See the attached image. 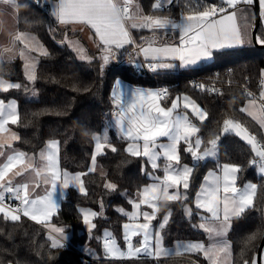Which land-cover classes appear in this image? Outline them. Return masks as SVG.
I'll return each mask as SVG.
<instances>
[{
  "label": "trees",
  "instance_id": "trees-1",
  "mask_svg": "<svg viewBox=\"0 0 264 264\" xmlns=\"http://www.w3.org/2000/svg\"><path fill=\"white\" fill-rule=\"evenodd\" d=\"M45 1L37 7L34 0H17L15 8L17 31L27 32L45 48L47 55L38 54L35 67L36 80L30 82L24 75V63L17 57L0 60V77L12 82L21 83L20 89L0 92V99H14L18 105L20 123L10 125L21 139L14 142V146L30 155H38L40 150L50 139L60 142L59 166L62 171L69 173L87 172L82 177L87 195L80 193L74 187H69L62 198L58 211L47 223L35 224L25 217L19 222L5 221L0 218V264H184L182 259H156L141 255L133 259H110L105 256V232L111 233L121 249L126 248L123 234V224L128 217L117 211L123 208L130 212L132 206L129 199L145 186L157 183L156 177L164 175V160L158 163L160 168L152 169L144 157L130 156L126 151L128 140L111 125V118L116 110L112 102V89L117 79L132 86L153 87L162 85L167 89V97L186 94L207 111V119L197 122L198 133L204 147L213 134H219L220 126L226 116L244 123L250 131L264 136L259 125L239 111L248 97L246 91L258 96L261 83V73L264 68V48L252 44L231 50L213 52L211 62H203L196 67H188L175 72L157 70L156 79L137 72L136 63L144 61L140 56L135 58L130 46L119 50L116 60L101 69L98 48L89 50L93 60L84 61L65 44L66 38L80 37V33L69 26L59 24L51 16L50 8ZM197 0H173L168 10L162 14L171 15L179 19L185 4L194 5ZM46 3V4H45ZM140 7L145 13L151 14L154 0H141ZM202 4L217 3L219 0H200ZM242 6L239 5L238 8ZM254 23L252 4L249 5ZM161 14V13H157ZM252 29V28H251ZM132 36L138 44L142 38H150L152 33L147 29H132ZM167 31H174L169 28ZM163 31L158 37H162ZM249 35V34H248ZM264 36L261 21L257 30V37ZM250 37V35H249ZM166 40V39H165ZM164 40V41H165ZM175 43V36L167 39ZM259 43V42H258ZM260 44V43H259ZM132 53L134 64H126V53ZM140 58V59H139ZM231 69L228 75L223 73ZM218 71L224 84L229 86L222 89L220 95H210L198 88L189 79L191 76L212 78ZM246 90V91H245ZM166 97V98H167ZM167 104V103H166ZM107 130L108 143L117 148L112 152L105 148L103 154L97 156V161L105 171L104 175L89 172L93 153V135ZM88 135H85V132ZM162 142H167L162 139ZM187 147L180 144L181 165L187 164L193 168L190 187L181 190V195H187L186 201H159L157 218L152 221L153 231H160L165 248L174 247L178 242L206 243V233L199 227L203 223L201 215L205 213L194 205V198L199 190L203 178L209 170H219L225 163H234L242 167L238 173L237 185L252 182L257 185L255 206L247 209L240 217H234L226 235L231 246L230 264H242L244 259L256 257L258 248L251 251L245 249L248 236L264 228V176L257 173L254 165L249 161L254 154L251 147L234 133L221 136L218 142L217 156L213 160L194 162L190 153L184 151ZM219 165V166H218ZM106 181L118 185L115 192L104 188ZM173 189H169L172 192ZM101 202L103 208H101ZM185 206L192 209L189 217L185 213ZM91 209L102 213L93 219L95 229L89 233L83 223L79 209ZM141 212H151L152 209L141 205ZM170 212L167 225L160 229L159 225L165 215ZM206 215V214H205ZM142 220V217H141ZM140 220V221H141ZM52 226L62 227L67 234V246L52 248L49 236L56 235L51 231ZM54 234V235H53ZM261 240L257 243L260 245ZM199 264H209L201 252L190 251L187 254ZM83 256V257H82ZM92 257L93 259H91Z\"/></svg>",
  "mask_w": 264,
  "mask_h": 264
},
{
  "label": "snow or ice",
  "instance_id": "snow-or-ice-1",
  "mask_svg": "<svg viewBox=\"0 0 264 264\" xmlns=\"http://www.w3.org/2000/svg\"><path fill=\"white\" fill-rule=\"evenodd\" d=\"M11 9L18 8L17 0H0ZM52 4L51 16L62 25L81 24L93 30L98 38L97 48L100 52L99 59L102 61L101 69L109 64L110 60L116 58L119 50L132 48L136 56H143L149 69L155 71L158 68H174L176 65L170 61L179 60L181 67L196 65L199 61L211 58L213 50L225 47L237 46L245 43L247 32L241 31L237 23V8L240 4L251 5L253 0H220V3L202 4L200 0L192 5L185 4L179 19L171 15L162 14L166 5H171L173 0H154L151 5L152 13L143 11L136 0H49ZM38 7L39 4L37 3ZM261 13L264 14V0H259ZM161 13V14H157ZM171 28L179 33V43L161 41L158 33L165 34ZM132 29H147L152 33L150 38H142L144 41L138 44L132 36ZM257 41L264 44V36L256 37ZM11 43L23 44L19 50V58L24 60V75L30 82L36 80L35 62L26 55V52L40 51L47 55L43 46L38 43L34 36L27 32L17 31L12 35ZM35 45V46H33ZM80 56V59L91 61L87 51L75 42L72 44ZM5 53H13V48H5L0 52V59ZM130 62L134 61L132 53H129ZM14 54L7 56V60L14 59ZM143 65L137 64V67ZM261 85L258 96L251 91H246L248 97L247 105L239 109L255 121L261 130H264V72L261 73ZM21 83L12 82L0 77V92H8L12 89H20ZM204 88L203 84L199 85ZM216 91V89H212ZM169 95L167 89L144 90L132 89L125 91L122 82L117 79L111 97L113 105L118 109L113 115L115 124L122 136L129 140L125 151L134 157L146 158V163L152 169L160 168L161 157L164 160V177L160 183H153L138 191V199H129L128 203L133 211L127 212L122 207L117 211L128 217L131 223H124V241L127 250L121 249L111 233L105 232L104 252L110 259H133L139 258L141 254L147 256H179L184 252L196 251L203 253L209 264H230L231 246L223 239L231 221L234 217H240L247 209L255 206L257 185L253 183L237 185L238 173L242 167L234 163H225L221 168V174L209 172L205 176V183L196 193L195 207L203 209L210 216L204 217L205 223L199 225L213 238V242L205 245L201 242H178L175 253L163 247V236L160 231H153L152 221L157 218L159 211L158 202L186 201L187 195H181V186L185 191L190 187V179L193 168L187 164L181 166L180 144L183 142L187 147L184 151L191 154L194 161H201L209 157H215L218 152V142L221 136L234 133L251 147L254 154L249 161L250 165L258 166L259 172L264 174V136L258 135L240 120L226 116L220 126L219 134H213L212 138L201 150L203 141L197 136L200 129L191 122L187 113L181 114V96L177 95L171 100V106H162L161 101ZM183 108L191 109V112L203 122L208 113L195 100L184 95ZM20 123L17 102L0 99V157L4 162L0 163V214L5 221L19 222L21 216L28 217L37 223H46L59 209L58 200L55 198L57 187L67 189L70 186L78 188L79 192L87 195L82 177L87 172L69 173L59 168L60 142L50 139L40 150L38 159L36 155L29 156L28 153L17 151L13 142L19 141L21 137L12 132L7 126ZM8 133V135H2ZM88 135V132H85ZM193 137H196L193 142ZM166 138L167 142H162ZM95 141L94 152L91 156V167L89 172L96 170L97 156L103 154L107 147L112 152L117 148L108 143L107 129L104 135H93ZM24 182L17 181V177ZM160 180L159 177H156ZM41 182L50 185L44 195H35L32 192L40 187ZM104 188L109 192H115L118 185L112 181H106ZM30 188L32 191H30ZM176 189L170 193L169 189ZM7 199L18 201V204L6 203ZM61 196L63 192L61 191ZM141 205L152 209L151 212H141ZM101 208L103 203L101 202ZM83 223L87 226L89 233L95 229L93 219L102 213L91 209H79ZM185 213L189 217L192 209L185 206ZM170 212L164 216L160 223L163 229L170 218ZM142 217L143 222H140ZM51 231L58 236H49L52 248H64L68 239L65 229L52 226ZM133 237H142L139 245H133ZM258 240H264V228L251 234L246 238L245 249L251 251L259 248ZM264 251V249H262ZM242 264H258L257 258L252 256L244 259ZM264 264V261H262Z\"/></svg>",
  "mask_w": 264,
  "mask_h": 264
},
{
  "label": "crops",
  "instance_id": "crops-1",
  "mask_svg": "<svg viewBox=\"0 0 264 264\" xmlns=\"http://www.w3.org/2000/svg\"><path fill=\"white\" fill-rule=\"evenodd\" d=\"M141 0H136V2H138V4L140 5V2ZM220 1V0H219ZM47 5L49 6V8H50V12H51V8H52V4L51 3H49V0H47ZM45 3V4H46ZM240 5H242V6H240L239 8H237V23H238V25H239V27H240V29H241V31H244V28L247 26V24H248V20H249V16L251 17V15H250V8H249V5H245V4H240ZM239 6V5H238ZM5 8H9V6H5ZM169 9V5H166L165 6V9L164 10H168ZM259 9H260V7H259ZM260 16H261V25H262V30H263V32H264V14H262L261 13V10H260ZM62 25V24H61ZM63 26H69L73 31H77V32H79L80 33V37L78 38L80 41H82V40H85V42H86V39L87 38H90L92 41H93V45L92 46H95L96 48H97V43H98V38H96L95 37V35H94V32H93V30H91L89 27H87V26H85V25H81V24H67V25H63ZM2 31H3V29H0V35H2ZM15 32H17V30H16V28L14 29V26H13V31H11V33H9L8 35H6V36H3V37H0V40H2V39H5V41H7V42H10L11 43V40H12V35L15 33ZM171 34L173 35V36H175V40L178 38V36H177V34H176V31H167L166 32V34L163 32V34H162V37H160L159 39L161 40V41H164L165 39H166V41H167V39H168V37L169 36H171ZM72 38V37H71ZM77 38V37H76ZM4 41V42H5ZM3 42V41H2ZM1 42V43H2ZM0 43V44H1ZM39 43V42H38ZM87 43V42H86ZM176 44H178V40H177V43ZM250 44H252V40H251V35H250V37H249V35H247V37H246V40H245V43H243V44H241V45H237V46H232V47H225V48H222V49H215V50H213V52H219V51H222V50H231V49H236V48H239V47H243V46H248V45H250ZM261 44V43H260ZM21 45H23V44H21ZM67 45V44H66ZM69 48H70V46L69 45H67ZM87 46H90L88 43H87ZM1 48V47H0ZM32 53H35V52H32ZM11 53H9V54H7V56L8 55H10ZM12 54H14V53H12ZM14 56H16V55H14ZM4 57H5V54H4ZM18 57H19V55H18ZM140 58H142L143 60H144V58H143V56L141 55L140 56ZM139 58V59H140ZM212 58H213V55H212ZM174 64H175V62H178V60H175V61H172ZM137 64H140L139 62H137L136 63V65ZM186 68H188V67H179V69L178 70H183V69H186ZM157 70H159V69H157ZM177 70V69H176ZM121 81V80H120ZM122 82V87L124 88V90L127 92V91H130V90H132V89H136V88H139V89H144V90H147V88H145V87H137V86H132V85H130V84H128V83H126V82H124V81H121ZM114 87H115V83H114V86H113V89H114ZM113 89H112V91H113ZM166 98V97H165ZM175 99V98H174ZM167 103V104H166ZM161 104H162V106H166V107H170L171 106V100L169 101V100H167V101H161ZM118 111V109L116 108V110H115V112H117ZM114 112V113H115ZM111 125L114 127V129L117 131V127H116V124H115V116L113 115L112 116V118H111ZM10 125L11 124H9L7 127L10 129ZM11 130V129H10ZM12 131V130H11ZM13 132V131H12ZM2 135H8V133H4V134H2ZM162 139H165V138H162ZM130 143V141L128 140V143H127V145H126V148H127V146H128V144ZM13 147L17 150V151H19L15 146H14V142H13ZM29 156H32V155H29ZM37 159H38V155H37ZM4 162V158L3 157H0V163H3ZM59 168H60V166H59ZM255 168H256V171H257V173L259 174V175H261V176H264V174H261L260 172H259V169H258V167L257 166H255ZM209 172H215V173H217V174H221V168H219V170H209V171H207L206 172V174H205V176H207L208 174H209ZM73 174V173H72ZM100 174V173H99ZM101 175H103V174H101ZM205 176H204V178H205ZM204 178H203V181H202V183H201V185H203L204 183H205V180H204ZM24 179H31V176H28V177H26V178H21V177H17L16 178V180L17 181H20V182H24ZM244 184H246V182L244 183ZM243 184V185H244ZM201 185H200V187H199V190H198V192L200 191V189H201ZM243 185H241L240 187H243ZM71 187V186H70ZM74 188H76V187H74ZM77 190H78V188H76ZM46 190H50V185H45V184H43L42 182H41V184H40V187L39 188H36L35 190H34V192H32V195H33V197L35 196V195H44L45 194V192H46ZM66 190L67 189H61L60 187H59V185H58V187H57V192H56V194H55V198L58 200V203H59V205H60V202H61V200H62V198L64 197V195H65V193H66ZM30 191H32V189L30 188ZM61 191L63 192V196H61ZM7 195L8 194H6V202H13V203H15V202H18V201H12V200H10V199H7ZM195 199H196V195H195V198H194V205H195ZM200 211H202V212H204L205 214L204 215H201V217L202 218H204V217H208V216H210V214L209 213H207V212H205L203 209H199ZM131 211H132V209H131ZM53 216V215H52ZM3 218V215L2 214H0V218ZM24 217V216H23ZM25 218H27L29 221H31V222H33V223H35V224H43V223H37V222H35V221H33V220H31V219H29L28 217H25ZM206 221L203 219V223H205ZM47 223V222H46ZM206 233V232H205ZM217 239H223V240H226L227 242H228V240L226 239V235H225V237L223 236V237H220V238H217ZM213 242V238H211L210 236H209V234L208 233H206V245H208V244H210V243H212ZM181 243H185V242H181ZM229 243V242H228ZM177 244L178 243H176L175 244V250H176V247H177ZM173 248V247H172ZM173 253H175V252H173ZM188 253H190V252H184L182 255H179V256H177V255H175V254H173V255H171V256H161V257H155V256H150L151 258H156V259H167V258H173V257H175L176 259H184V260H190L191 261V263L189 262H187V263H184V264H197L193 259H191V258H189L188 257ZM202 255H203V253H201ZM204 256V255H203Z\"/></svg>",
  "mask_w": 264,
  "mask_h": 264
},
{
  "label": "rangeland",
  "instance_id": "rangeland-1",
  "mask_svg": "<svg viewBox=\"0 0 264 264\" xmlns=\"http://www.w3.org/2000/svg\"><path fill=\"white\" fill-rule=\"evenodd\" d=\"M138 3V2H137ZM258 4H259V0H258ZM5 6L6 5H4L2 2H0V29H3V31H2V35H0V37H3V36H6V35H8L9 33H11V31H13V26H14V29L16 28L17 29V23H16V11H15V9H11V11H9L8 9L9 8H5ZM8 6V5H7ZM260 7V6H259ZM252 28V19L250 18V16H249V20H248V24H247V26L244 28V31L246 30V32H247V35L249 34V35H251V29ZM176 34H177V36H178V38L175 40V43H177V40H178V43H179V33H178V31H176ZM36 38V37H35ZM36 40H37V38H36ZM3 41V42H2ZM5 39H2V40H0V52H3L4 51V49L5 48H13V53H14V55H16L15 56V58H17L18 57V55H19V50L20 49H23V45H21V44H19V43H17L15 46H13L12 45V43H10V42H7V41H5ZM38 41V40H37ZM39 42V41H38ZM75 42H79V44L87 51V54H88V56L89 57H93L90 53H89V50H94V49H96V47L95 46H92L93 45V41L90 39V38H87L86 39V42L90 45V46H87V43L85 42V40H82V41H80L78 38H75V37H73V38H66L64 41H62L61 42V44H67V45H69L70 46V49L77 55V57H78V59H80V56H79V54H78V52L76 51V50H74V48H73V46H72V44L73 43H75ZM39 44L40 45H42L40 42H39ZM33 46H35V45H33ZM43 46V45H42ZM43 50H45V48L43 47ZM7 54H9V53H5V57L3 58V60H7ZM12 54V53H11ZM38 54H40V51H35V53H32V52H26V55H28L30 58H32L33 60H34V62H35V67H36V64H37V55ZM100 56V55H99ZM98 56V57H99ZM125 57H127V58H124V62L126 63V64H134V63H136V61H131L130 62V57H129V53H126V55H125ZM138 56H136V54H135V58H137ZM116 58H118V57H116ZM94 59V58H93ZM92 59V60H93ZM0 60H2V59H0ZM22 60V59H21ZM80 60H84V61H89V60H86V59H80ZM116 59H113V60H110V62H109V64H111V63H113L114 61H115ZM118 60H119V58H118ZM23 61V63H25V61L24 60H22ZM212 61V57L211 58H207V59H203V60H201V61H199L196 65H192V66H189V67H196V66H198V65H200L201 63H203V62H206V63H208V62H211ZM171 63H173L172 61H170ZM174 64V63H173ZM175 67L174 68H169V69H164V68H158L159 70H161V71H163V70H166V71H170V72H175V71H177L178 69H179V67H181L180 66V61L178 60V62H175ZM177 69V70H176ZM157 71V70H156ZM262 72H264V68L262 69ZM261 79H262V77H261ZM145 88H147V90H161V89H163L164 87H162V85H158V86H153V87H145ZM259 92H260V90H259ZM184 95H186V94H181L180 96H181V100H180V108L177 110L178 112H180L181 114H184V113H187V115H188V117H189V119L191 120V122L193 123V124H195L196 126H197V122H201L199 119H198V117L197 116H195L192 112H191V109H184L183 108V99H182V97L184 96ZM188 96V95H187ZM190 97V96H189ZM175 97H167V98H164L162 101H167V100H172V99H174ZM191 98V97H190ZM192 99V98H191ZM248 100V99H247ZM247 100H246V102H245V104H244V106H246L247 105ZM197 103V102H196ZM198 104V103H197ZM243 106V107H244ZM117 127V126H116ZM108 130V129H107ZM263 131V134H264V130H262ZM95 134H98V133H95ZM94 134V135H95ZM117 134H119V135H122L121 133H120V131H119V129H118V127H117ZM99 135H101V137H103V135H104V130L102 131V132H100L99 133ZM197 136H199L198 135V133H197ZM195 138L196 137H193L192 139H193V142H194V140H195ZM200 138V137H199ZM241 139V138H240ZM164 140H166V138L164 139ZM94 141V140H93ZM167 141V140H166ZM244 141V140H243ZM94 143V145H95V141L93 142ZM166 143V142H165ZM203 149V147H201V150ZM94 150H95V148H94V146H93V152H94ZM30 155V154H29ZM217 156V155H216ZM216 156L215 157H209V158H206V159H204V160H201V161H205V160H213V159H215L216 158ZM162 159H163V157H162ZM194 162H198V161H194ZM163 163H165V162H163ZM184 165V164H183ZM182 166V165H181ZM91 167V162H90V166H89V168ZM258 167V166H257ZM93 173H100V174H105V171L103 170V168L100 166V164L98 163V161H96V170L93 172ZM163 177H164V175H162L161 176V178H160V180L159 181H156L157 183H160V181H162L163 180ZM247 183H252V182H246V184ZM240 187V186H239ZM76 189V188H75ZM181 189H183V187L181 186ZM79 191V190H78ZM174 191H176V189H174L172 192H174ZM170 192V191H169ZM172 192H170V193H172ZM180 193H181V190H180ZM138 194V193H137ZM135 195L134 197H133V199H138V195ZM161 201H163V200H161ZM132 211H133V209H132ZM131 212V211H130ZM140 222H143V220H141ZM126 223H131V221H129V219H128V221L126 222ZM152 229H153V226H152ZM228 231H229V229H228ZM228 231H227V233H228ZM227 233L225 234V235H227ZM123 234H124V229H123ZM54 235V234H53ZM225 235H224V237H225ZM54 236H56V235H54ZM141 238L142 237H133L132 238V243H133V245H136V246H138L139 245V241L141 240ZM164 247V246H163ZM165 248V247H164ZM166 249H169V250H172V252H175V246L172 248H166ZM263 249H264V247H263ZM123 250H127V246H126V248H124ZM141 255H144V254H141ZM189 257V256H188ZM173 258H175V257H173ZM190 258V257H189ZM192 259V258H191ZM184 260V259H183ZM184 261H186V262H190L191 263V261L190 260H184ZM195 261V260H194ZM262 261H264V251H262V255H261V262ZM197 264H199L197 261H195ZM193 264V263H192Z\"/></svg>",
  "mask_w": 264,
  "mask_h": 264
},
{
  "label": "built area",
  "instance_id": "built-area-1",
  "mask_svg": "<svg viewBox=\"0 0 264 264\" xmlns=\"http://www.w3.org/2000/svg\"><path fill=\"white\" fill-rule=\"evenodd\" d=\"M45 1H47V0H34V3H35V5L37 3L43 4ZM140 64L143 66L137 68V72H139L141 74H146V75L156 79V70L153 71V70L149 69L147 66V62H145V61H142ZM229 72H231L230 68H228L223 74L228 75ZM189 78H190L189 80L192 83H194L198 88H200L199 85L203 84L205 87L203 89L202 88H200V89L202 91L206 92L207 94H210V95H220L222 93V89L225 86L230 85L228 80L226 81L227 83L224 84V80H222L223 77L220 76V73L218 71H215L213 73L212 78H202V77H196V76H191ZM212 89H216V91H212ZM6 203L15 205V204H18L19 202H15V203L6 202ZM21 217H23V216H21ZM66 246H67V243H66ZM90 258L93 259L92 257H90Z\"/></svg>",
  "mask_w": 264,
  "mask_h": 264
},
{
  "label": "water",
  "instance_id": "water-1",
  "mask_svg": "<svg viewBox=\"0 0 264 264\" xmlns=\"http://www.w3.org/2000/svg\"><path fill=\"white\" fill-rule=\"evenodd\" d=\"M253 6V12H254V23H253V27L251 30V40L252 43L255 47L258 48H264V44H259L256 37H257V30L261 21V16H260V9H259V4H258V0H253L252 3ZM264 247V240H261L260 242V247L258 248L257 254H256V258L258 261V264H262L261 262V255H262V249Z\"/></svg>",
  "mask_w": 264,
  "mask_h": 264
},
{
  "label": "bare ground",
  "instance_id": "bare-ground-1",
  "mask_svg": "<svg viewBox=\"0 0 264 264\" xmlns=\"http://www.w3.org/2000/svg\"><path fill=\"white\" fill-rule=\"evenodd\" d=\"M13 203V202H12Z\"/></svg>",
  "mask_w": 264,
  "mask_h": 264
}]
</instances>
